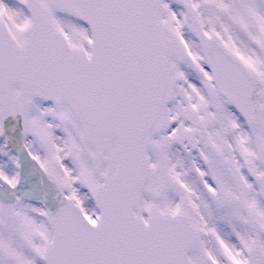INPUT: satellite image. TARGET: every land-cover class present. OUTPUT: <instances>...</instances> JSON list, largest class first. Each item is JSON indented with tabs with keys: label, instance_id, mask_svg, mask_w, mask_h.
I'll return each instance as SVG.
<instances>
[{
	"label": "snow or ice",
	"instance_id": "6c2138e0",
	"mask_svg": "<svg viewBox=\"0 0 264 264\" xmlns=\"http://www.w3.org/2000/svg\"><path fill=\"white\" fill-rule=\"evenodd\" d=\"M0 264H264V0H0Z\"/></svg>",
	"mask_w": 264,
	"mask_h": 264
}]
</instances>
